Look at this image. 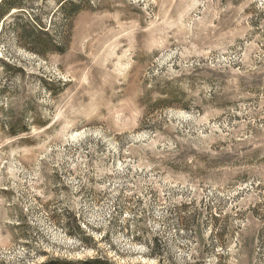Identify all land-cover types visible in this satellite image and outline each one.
<instances>
[{"label": "rangeland", "instance_id": "obj_1", "mask_svg": "<svg viewBox=\"0 0 264 264\" xmlns=\"http://www.w3.org/2000/svg\"><path fill=\"white\" fill-rule=\"evenodd\" d=\"M16 2L0 264H264V0Z\"/></svg>", "mask_w": 264, "mask_h": 264}, {"label": "trees", "instance_id": "obj_2", "mask_svg": "<svg viewBox=\"0 0 264 264\" xmlns=\"http://www.w3.org/2000/svg\"><path fill=\"white\" fill-rule=\"evenodd\" d=\"M15 2H12V4L9 5V7H6V9L4 10V6L0 5V21H2L5 17V15H9L14 9H16L17 7V2L16 0H14ZM47 47L52 46L53 44L49 41V43L47 42V44H45ZM95 263V262H94ZM93 263V264H94ZM47 264H52V263H47ZM53 264H58V263H53Z\"/></svg>", "mask_w": 264, "mask_h": 264}]
</instances>
